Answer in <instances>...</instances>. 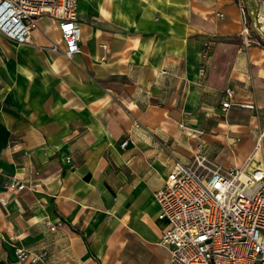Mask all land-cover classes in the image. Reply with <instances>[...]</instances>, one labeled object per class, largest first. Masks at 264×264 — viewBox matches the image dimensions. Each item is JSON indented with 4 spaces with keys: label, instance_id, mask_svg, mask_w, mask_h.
<instances>
[{
    "label": "crops",
    "instance_id": "crops-1",
    "mask_svg": "<svg viewBox=\"0 0 264 264\" xmlns=\"http://www.w3.org/2000/svg\"><path fill=\"white\" fill-rule=\"evenodd\" d=\"M235 1L78 0L71 58L47 15L27 42L0 35V264H25L16 247L45 264H168L154 191L191 161L179 123L204 131L208 167L264 168V46L243 44ZM229 86L255 108L222 110Z\"/></svg>",
    "mask_w": 264,
    "mask_h": 264
},
{
    "label": "built area",
    "instance_id": "built-area-1",
    "mask_svg": "<svg viewBox=\"0 0 264 264\" xmlns=\"http://www.w3.org/2000/svg\"><path fill=\"white\" fill-rule=\"evenodd\" d=\"M253 2L255 8L247 14L245 0L235 1L239 34L245 46L263 47L264 0ZM77 3L0 0V35L17 43L27 42L38 18L47 15L56 22L61 40V46L54 43L51 49L71 58L80 49ZM208 44L204 42L206 50ZM233 105L255 108L252 102L236 100L235 89L229 86L223 90L220 107L227 110ZM178 127H185L195 139L191 161L175 160L163 184L154 191L158 218L166 221L159 243L168 249V264H264V168L208 167L201 151L204 131L181 123ZM259 145L258 139L254 149ZM8 186L22 189L25 184L12 176ZM45 223L50 230L57 226L49 220ZM15 252L25 264H45L44 250L16 247Z\"/></svg>",
    "mask_w": 264,
    "mask_h": 264
},
{
    "label": "rangeland",
    "instance_id": "rangeland-1",
    "mask_svg": "<svg viewBox=\"0 0 264 264\" xmlns=\"http://www.w3.org/2000/svg\"><path fill=\"white\" fill-rule=\"evenodd\" d=\"M244 4H245V9H246V13L247 14H249L251 9L255 8V4H254L253 0H245ZM235 11H236L237 17L239 19V11H238V9L236 7H235ZM237 114H240V112L238 111Z\"/></svg>",
    "mask_w": 264,
    "mask_h": 264
}]
</instances>
